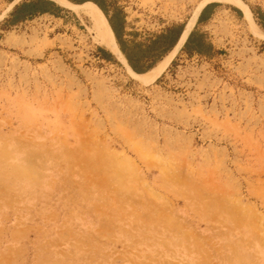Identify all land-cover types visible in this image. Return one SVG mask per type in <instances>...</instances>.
Instances as JSON below:
<instances>
[{"label": "rangeland", "instance_id": "374dc122", "mask_svg": "<svg viewBox=\"0 0 264 264\" xmlns=\"http://www.w3.org/2000/svg\"><path fill=\"white\" fill-rule=\"evenodd\" d=\"M113 1L154 31L209 0ZM229 5L146 86L65 5L0 34V264H264V33Z\"/></svg>", "mask_w": 264, "mask_h": 264}, {"label": "crops", "instance_id": "0c3cea01", "mask_svg": "<svg viewBox=\"0 0 264 264\" xmlns=\"http://www.w3.org/2000/svg\"><path fill=\"white\" fill-rule=\"evenodd\" d=\"M68 1L74 4L93 2L97 5L112 33H114L117 48L126 65L135 73L149 71L171 52L183 33L184 22L186 23V18L174 20L165 23L154 31H148L136 26L132 27L133 23L124 15L122 7L113 0ZM12 2L11 7L8 9L9 4L7 9L1 13L3 15L0 18V34L5 29L21 24L37 15H48L62 19L66 17L68 12L72 11L52 0H6V6ZM221 10L226 11L231 17H242L241 9L236 6L217 1H207L197 12L192 26L171 57L166 69L178 57L210 59L219 54L220 47L215 42L210 22L213 16ZM250 12L252 19L256 20V25L264 33V13L257 10L253 12L250 10ZM92 57L101 62L119 63L121 65L117 57L103 45H96Z\"/></svg>", "mask_w": 264, "mask_h": 264}, {"label": "bare ground", "instance_id": "6f19581e", "mask_svg": "<svg viewBox=\"0 0 264 264\" xmlns=\"http://www.w3.org/2000/svg\"><path fill=\"white\" fill-rule=\"evenodd\" d=\"M52 1H55L56 3L69 7L78 16H83L87 18L91 24V27H92L91 30H93V33H94L92 37L93 42L97 43L98 45H103L104 47H106L117 57L118 60H120L122 63L126 65L125 60L123 59V56L121 55V53L119 52L117 48V45H116V42L113 36L114 33H112L103 13L99 9L95 7L83 5V4H74L68 0H52ZM215 1L234 4V5L241 7L244 10L245 12L244 15L246 16L250 25H252V29H254L253 31L262 33L261 30L258 28V26L256 24H253L252 18H251V12L246 4H244L240 0H215ZM203 4H205V2L198 5L191 11L185 23V27H184L183 33L179 41L177 42L175 47L171 50V52H169L155 67H153L152 69H150L149 71L145 73L138 74V73L133 72L126 65L128 70L130 71V73L136 79L138 83L146 86L149 83L153 82L166 69V66L168 65L171 57L174 55L177 48L181 44L183 38L185 37L187 31L192 26L193 21L196 17V14Z\"/></svg>", "mask_w": 264, "mask_h": 264}, {"label": "trees", "instance_id": "16d2710c", "mask_svg": "<svg viewBox=\"0 0 264 264\" xmlns=\"http://www.w3.org/2000/svg\"><path fill=\"white\" fill-rule=\"evenodd\" d=\"M85 4H90V5H93V6H95V7H97V5H95V3H93V2H88V3H85ZM98 8V7H97ZM151 69V68H150ZM149 69V70H150ZM148 71V70H147ZM147 71H145V72H147ZM144 73V72H143Z\"/></svg>", "mask_w": 264, "mask_h": 264}]
</instances>
